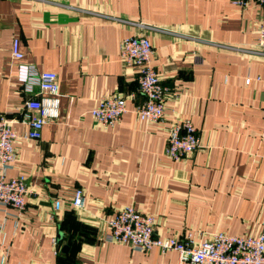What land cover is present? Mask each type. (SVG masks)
I'll return each instance as SVG.
<instances>
[{
    "label": "crops",
    "instance_id": "crops-1",
    "mask_svg": "<svg viewBox=\"0 0 264 264\" xmlns=\"http://www.w3.org/2000/svg\"><path fill=\"white\" fill-rule=\"evenodd\" d=\"M262 20L255 0L246 8L232 0H0V113L19 136L8 177L25 176L31 190L20 217L0 210V264H180L175 251L104 241L110 217L127 207L153 215L160 239L198 246L218 233L258 236ZM141 35L153 46L152 67L177 94L163 122L137 117L145 98L136 69L121 62L122 42ZM46 71L58 76L60 118L33 141L25 138V104ZM114 96L126 99L128 113L104 127L91 112ZM182 120L196 127L201 149L174 161L169 129ZM78 190L82 208L74 207Z\"/></svg>",
    "mask_w": 264,
    "mask_h": 264
},
{
    "label": "built area",
    "instance_id": "built-area-1",
    "mask_svg": "<svg viewBox=\"0 0 264 264\" xmlns=\"http://www.w3.org/2000/svg\"><path fill=\"white\" fill-rule=\"evenodd\" d=\"M252 0H232L238 8H246ZM264 8V0H255ZM257 52L264 56V20L260 23ZM153 46L146 36L126 38L121 45V62L136 69L138 94L145 101L137 105L135 114L145 122L158 123L165 120V105L168 99L176 98V92L163 84L157 71L151 65ZM12 57L22 60L21 41L15 38L12 43ZM250 83V82H248ZM264 86V80H263ZM136 94L131 98L135 99ZM61 91L58 76L54 72H42L39 78L38 93L25 104V119L29 131L25 138L39 141L44 127L60 118ZM128 113L126 99L119 96L101 100L91 114L95 121L112 127ZM19 136L7 117L0 113V210L14 211L20 217L26 210L31 193L27 178L23 175L8 177L14 167L16 152L14 144ZM201 149L196 127L190 120L173 122L169 129L167 155L179 161ZM85 198L82 190L76 192L75 208H82ZM58 207V203H56ZM8 214V213H7ZM109 233L104 241L122 244L137 252H148L159 248L163 252L175 251L180 264H264V221L263 231L256 237L229 236L218 233L204 240L198 246L184 243L177 238L160 239L155 236L156 219L143 214L134 207L124 208L114 213L107 222ZM3 227L0 225V233Z\"/></svg>",
    "mask_w": 264,
    "mask_h": 264
},
{
    "label": "water",
    "instance_id": "water-1",
    "mask_svg": "<svg viewBox=\"0 0 264 264\" xmlns=\"http://www.w3.org/2000/svg\"><path fill=\"white\" fill-rule=\"evenodd\" d=\"M68 251H69V247H68V246H64V247L62 248V252H63V253H68Z\"/></svg>",
    "mask_w": 264,
    "mask_h": 264
},
{
    "label": "trees",
    "instance_id": "trees-1",
    "mask_svg": "<svg viewBox=\"0 0 264 264\" xmlns=\"http://www.w3.org/2000/svg\"><path fill=\"white\" fill-rule=\"evenodd\" d=\"M71 226L68 227V230H70Z\"/></svg>",
    "mask_w": 264,
    "mask_h": 264
}]
</instances>
